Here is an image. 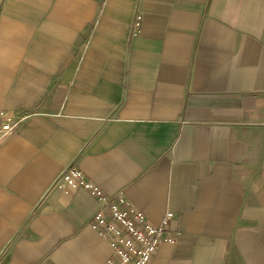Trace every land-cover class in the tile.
Instances as JSON below:
<instances>
[{
  "label": "crops",
  "instance_id": "crops-1",
  "mask_svg": "<svg viewBox=\"0 0 264 264\" xmlns=\"http://www.w3.org/2000/svg\"><path fill=\"white\" fill-rule=\"evenodd\" d=\"M0 112V264L106 263L70 167L171 213L148 264H264V0H0Z\"/></svg>",
  "mask_w": 264,
  "mask_h": 264
},
{
  "label": "built area",
  "instance_id": "built-area-1",
  "mask_svg": "<svg viewBox=\"0 0 264 264\" xmlns=\"http://www.w3.org/2000/svg\"><path fill=\"white\" fill-rule=\"evenodd\" d=\"M139 19L140 15L134 19L135 28ZM12 130L9 118L0 119V134L11 133ZM58 184L82 186L98 200L90 226L110 247V256L105 264H148L159 246L174 242V237L165 228L170 212L165 213L158 225H153L123 197L104 194L85 179L81 171L72 167L62 173Z\"/></svg>",
  "mask_w": 264,
  "mask_h": 264
}]
</instances>
